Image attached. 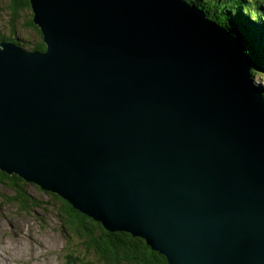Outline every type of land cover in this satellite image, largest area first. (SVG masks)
Wrapping results in <instances>:
<instances>
[{"label":"water","instance_id":"95a60500","mask_svg":"<svg viewBox=\"0 0 264 264\" xmlns=\"http://www.w3.org/2000/svg\"><path fill=\"white\" fill-rule=\"evenodd\" d=\"M45 51L0 41V171L168 264H264V101L182 0H29Z\"/></svg>","mask_w":264,"mask_h":264},{"label":"trees","instance_id":"16d2710c","mask_svg":"<svg viewBox=\"0 0 264 264\" xmlns=\"http://www.w3.org/2000/svg\"><path fill=\"white\" fill-rule=\"evenodd\" d=\"M201 11L208 20L216 23L235 41L240 53L248 61V75L252 87L264 101V0H182ZM11 18L9 32L0 31V41L11 42L28 51L43 52L46 49L39 27L33 22L29 0H9L5 9ZM26 16L22 30L35 35L34 41L27 37L17 38L18 22L21 14ZM23 44H19V43ZM252 81L260 85L255 87ZM262 83V84H261ZM261 92V93H260ZM0 185L8 186L15 192V202L22 211L30 204L40 208V200H34L26 187L33 185L51 197L48 206L57 211L64 235L72 234L81 242V252L94 254L102 264H168L166 258L153 251L142 238L122 231H109L102 223L74 209L57 194L41 190L27 183L18 175H8L0 171ZM80 258L68 259L69 263Z\"/></svg>","mask_w":264,"mask_h":264},{"label":"rangeland","instance_id":"374dc122","mask_svg":"<svg viewBox=\"0 0 264 264\" xmlns=\"http://www.w3.org/2000/svg\"><path fill=\"white\" fill-rule=\"evenodd\" d=\"M8 4L9 0H0V31L4 34L9 32L11 23L5 10ZM20 17L16 37L34 41L33 33L22 30L25 14ZM259 83L252 81L255 87ZM26 192L34 200H40L37 204L40 208L29 204L27 211H22L14 200V190L0 185V264H102L94 254L81 252V242L74 235L62 233L57 211L48 206L49 195L33 185L27 186ZM71 258L80 259L69 263Z\"/></svg>","mask_w":264,"mask_h":264},{"label":"bare ground","instance_id":"6f19581e","mask_svg":"<svg viewBox=\"0 0 264 264\" xmlns=\"http://www.w3.org/2000/svg\"><path fill=\"white\" fill-rule=\"evenodd\" d=\"M228 36H230L228 33H227ZM231 37V36H230ZM232 38V37H231ZM233 39V38H232ZM261 93V92H260Z\"/></svg>","mask_w":264,"mask_h":264}]
</instances>
